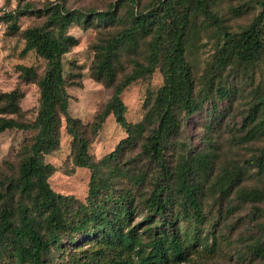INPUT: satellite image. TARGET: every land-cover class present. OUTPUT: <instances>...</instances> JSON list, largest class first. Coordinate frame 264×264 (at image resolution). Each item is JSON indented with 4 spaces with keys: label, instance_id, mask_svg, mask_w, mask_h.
<instances>
[{
    "label": "trees",
    "instance_id": "obj_1",
    "mask_svg": "<svg viewBox=\"0 0 264 264\" xmlns=\"http://www.w3.org/2000/svg\"><path fill=\"white\" fill-rule=\"evenodd\" d=\"M67 3L54 0L45 5L39 10L46 17L44 23L23 32L22 55L35 52L45 60L41 75L33 68L21 69L25 82L35 83L40 90L35 120L28 123L7 117L21 111L22 93L0 92V133L35 132L21 149L13 183L21 199L15 210L0 213V264L4 258L14 264H48L52 249L58 250L66 241L76 245L79 240L90 239L97 248L86 264H185L199 251L206 221L198 176L217 177L223 199L234 196L241 203L253 204L264 220V187L259 186L264 180V147L244 166L237 164L220 174L216 172L214 150L200 154L178 151L174 168L169 167L166 158L184 122L203 112L207 102H211L214 113L219 101L229 104L232 110L237 99L246 94V85L252 83H242L245 75L264 63V0L256 1L259 13L241 32H231L223 25L215 8L217 0H153L143 8L138 0H119L100 11L71 9ZM32 10L31 5H18L0 21L17 33L19 18ZM205 24L217 26L221 40L199 83L186 55L189 35ZM74 25L83 30L100 28V38L92 45V77L113 90L89 125L69 113L71 97L64 56L78 45L69 33ZM102 30L112 31L105 35ZM140 47L143 60L132 58L131 71L118 79L117 66L123 53ZM158 69L164 79L162 87L147 95L143 119L129 123L122 94ZM249 98L241 134L243 140L253 142L264 138V82ZM111 115L127 137L113 152L96 161L89 153L90 137L98 134ZM223 116L219 112L214 120ZM62 118L72 137L74 169L91 172L84 201L56 193L49 183L56 168L45 158L60 147ZM138 145L139 154L124 163V151ZM147 163L153 164L157 172L151 174ZM249 176L256 178L255 185L242 184ZM119 181L123 189L116 191ZM147 184L151 186L148 195L144 194ZM4 198L0 191V201ZM140 204L146 214L134 224ZM261 224L262 237L252 247V254L264 259V221ZM212 241L214 246V234Z\"/></svg>",
    "mask_w": 264,
    "mask_h": 264
},
{
    "label": "rangeland",
    "instance_id": "obj_2",
    "mask_svg": "<svg viewBox=\"0 0 264 264\" xmlns=\"http://www.w3.org/2000/svg\"><path fill=\"white\" fill-rule=\"evenodd\" d=\"M54 0H0V17L5 13L15 11L18 5H31L33 10L19 18V32L12 33L7 24L0 21V92L8 93L14 90L22 93L21 111L16 115H7L24 122L32 123L39 109L40 90L35 83L25 82L22 67L33 68L39 75L44 72L45 60L35 52L22 55L25 46L23 32L33 26H40L46 17L39 10ZM119 0H68L67 7L80 10H103ZM257 0H217L218 16L224 21L223 25L231 32H241L246 29L259 13ZM153 0H138L141 8L150 5ZM125 9L122 10L124 13ZM116 31V29H114ZM112 30H102L108 35ZM69 33L78 40V45L64 56L65 78L68 82L67 91L70 95L69 113L84 125L91 124L96 114L110 100L113 90L103 83L93 79L91 67L94 61L92 45L100 38V28L92 27L83 30L74 25ZM221 40L217 26L200 25V28L189 35L187 46V61L193 69L197 82L205 76L210 67L217 45ZM143 50L140 47L134 52H125L117 66L118 79L124 77L132 69L131 59L143 60ZM242 73L241 75H243ZM248 78V80L246 79ZM163 75L158 69L151 77L139 80L128 87L122 94L126 106V120L129 123H139L145 113L144 104L149 93H155L162 87ZM247 92L237 99L231 110L225 102L218 103V110H211V102L205 104L203 112L184 122L181 134L166 153L170 168L176 165L177 152L192 151L200 154L204 151H215L216 172L231 169L239 164L244 166L249 158L264 147V138L246 142L242 136V124L246 110L259 83L264 82V63L257 64L254 70L245 75L242 83ZM219 112L224 116L214 120ZM1 117V115H0ZM187 123V124H186ZM35 132L7 130L0 133V191L5 198L0 201L1 211L15 210L21 197L14 190V182L18 175L21 149L33 138ZM127 137L124 129L117 124L111 115L107 118L97 135L90 137L89 153L96 161L102 160L113 152L117 145ZM140 152V145L122 155V161L129 163ZM178 152V153H179ZM73 142L68 135L65 118H62L60 147L48 155L45 162L52 164L56 172L49 179L52 189L62 195L74 196L84 201L88 194L91 172L87 169H74ZM151 174L157 172L156 167L147 163ZM254 173V171L250 172ZM201 182V202L206 221L201 232V246L197 254L192 255L185 264H264V259L252 254V247L262 237L263 217H259L253 204L241 203L232 196L223 199L217 186V177L198 176ZM123 182L115 185L116 191L123 189ZM253 186L254 176L248 177L242 183ZM12 188H9V187ZM264 187V180L259 183ZM150 184L145 186L144 194L148 195ZM140 200V199H139ZM264 207V206H263ZM146 214L140 204L134 217V224L141 221ZM217 236L213 246L212 235ZM97 243L92 239L71 244L66 241L58 250L52 249L48 264H86ZM98 263H101L99 261ZM3 264H14L9 258L3 259Z\"/></svg>",
    "mask_w": 264,
    "mask_h": 264
}]
</instances>
